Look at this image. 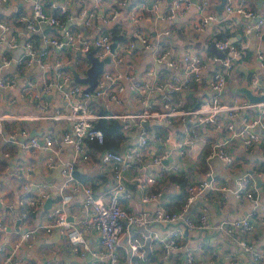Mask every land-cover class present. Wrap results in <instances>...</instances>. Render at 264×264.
Listing matches in <instances>:
<instances>
[{"label":"built area","instance_id":"built-area-1","mask_svg":"<svg viewBox=\"0 0 264 264\" xmlns=\"http://www.w3.org/2000/svg\"><path fill=\"white\" fill-rule=\"evenodd\" d=\"M7 1L0 0V45L9 52H0V73L7 68H13L16 73L34 66L43 71L51 69L49 75H44L40 81H29L24 94L35 101L37 120L62 123V129L41 136L31 135L24 128L5 131L4 123L16 117L0 112V155L10 161L16 151L18 156L13 164V175L17 180L15 190L19 193L13 201L0 197V264H37L26 262L17 256V252L40 232L62 234L70 252L82 264H220L213 263L214 257H218L213 251L207 252L206 248L212 228L208 211L202 206L198 211L194 209L197 202L206 200L209 191L220 193L222 199L231 194L252 205L253 213L223 222L217 231L229 238L238 251L250 257L251 263L248 264H264V248L254 249L245 239L254 231L253 218L259 205V194H264V189H257L252 184V172L236 174L231 189L218 186L211 167L217 160L226 169L232 168L233 158L228 150L232 143H237L244 152L250 153L256 147H262L264 151V136L260 135L264 132V100L246 102L235 98L226 103L221 99L226 76L245 55L246 45L227 38L218 39L214 41V47L219 54L204 59L188 50L176 54L170 46L151 43L137 23L130 34L107 29L110 23L119 19L130 0H118L100 15L99 28L95 25L98 19L95 9L81 7L77 18L87 29L95 30L90 37L82 31L70 30L60 18L65 19L68 14L67 1H52L46 8L45 0H28L29 12L8 21L22 24L28 34L25 44L20 45L12 33L14 30L1 15ZM213 1L202 0V4L209 5ZM190 6L189 0H172L161 19L172 23ZM224 13L247 19L246 35H262L264 16L243 3L234 6L226 1ZM214 18L209 14L196 26L204 27ZM40 25L55 27L62 35L43 34L44 48L37 50L31 36ZM63 46L69 56L76 53L89 55L90 63L93 59L102 62L109 57V62L112 61L116 68L122 66L124 71L102 68L94 88L88 90L84 83L88 69L78 82L65 70L62 62L53 65L47 62L48 52L64 49ZM137 46L152 54L156 66L176 71L167 83L157 87L149 85L150 77L162 74L153 67L147 68L141 77H134L131 55ZM18 48H22V54L12 57L11 53ZM254 60L264 70V51H256ZM192 84L204 86L212 97L196 107L186 108L182 95L191 89ZM16 86L14 77L0 75V89ZM250 86L259 90L257 79H252ZM126 89L135 94L137 103L142 106L140 112L121 114L112 110L122 104ZM155 90L162 92L158 105L150 99ZM52 91L58 93L62 101L57 107L44 99V95ZM98 109H103L105 114L101 115ZM101 118L121 121L126 131L136 130L135 141L123 143L120 152L104 148L105 136L94 125ZM173 120L189 123L186 137L177 144L179 149L194 144L199 126H208L223 136L208 147L204 156L207 169L199 181L186 185L180 206H169L157 188L168 172L177 170L174 166L162 165L168 153L149 158L141 156L150 144V133L144 123L172 124ZM235 120H238L236 125ZM91 145L95 147L94 152ZM94 160L111 179V184L101 193L75 175L77 168L90 165ZM42 170L43 176L48 174L49 177L40 181L37 174L40 175ZM55 172L60 174L58 180L53 179ZM127 183L134 185V191L138 193L137 203H132L134 191L127 188ZM152 186L156 189L148 190ZM124 202L129 204L124 205ZM151 204L153 208H150ZM44 205L49 208L40 220ZM260 219L264 225V214ZM89 240H93V244L90 245ZM51 253L56 254V249H51ZM224 260L227 264H240L233 254H226Z\"/></svg>","mask_w":264,"mask_h":264},{"label":"crops","instance_id":"crops-1","mask_svg":"<svg viewBox=\"0 0 264 264\" xmlns=\"http://www.w3.org/2000/svg\"><path fill=\"white\" fill-rule=\"evenodd\" d=\"M47 3L52 1L61 2L63 0H45ZM68 2V14L65 17V25L72 31H82L87 37L95 32L93 28L87 29L85 25L77 18V12L82 7L85 9H95L98 19L95 21L96 28L100 27L99 17L104 14L110 7L114 6L118 0H65ZM230 1L234 6L243 3L258 14L264 16V0H226ZM191 6L184 10L183 14H178L172 23H167L161 19V15L170 7L172 0H130L128 7L122 12L119 19L110 23L106 28L112 31H122L124 33H132L137 27L146 35L151 43L158 46H170L173 53L179 54L184 50H188L201 58H206L210 55H218L219 52L214 47V41L218 39L227 38L246 45L245 55L238 60L233 71L226 76L225 89L222 92L221 99L223 102L230 103L233 99H239L246 102H257L260 97H264V70L261 69L255 62L254 56L256 51H264V29L261 36L250 33H244V26L247 19L237 16H227L224 13V6L220 8V0H214L209 5H203L202 0H189ZM29 12L28 0H8L1 9L3 19L9 21L13 17ZM213 15L215 18L209 21L204 27L198 28V22L207 15ZM9 23V22H8ZM14 30L12 33L18 40L20 45L25 44L27 33L23 25L19 23H9ZM164 31H168L164 34ZM43 34H52L61 36V30L55 27L40 25L39 30L32 35V41L37 50L43 49L44 45L41 42ZM124 41V40H123ZM1 53H9L4 46L0 45ZM22 54V48H18L13 53L12 57H18ZM134 77H141L144 71L153 67L162 74L150 77L149 85L157 87L161 83H167L172 75L176 73L175 70L168 69L163 66H156L153 64L152 54L142 51L140 46H137L131 55ZM47 62L54 64L55 62H62L65 70L72 73L73 79L80 82L86 74V70L91 67L89 55L76 53V55L69 56L67 49L52 50L48 52ZM103 69L108 71L120 70L124 71L123 67L113 65L112 61L104 64ZM211 70V69H210ZM51 69L43 71L37 66L28 70H23L21 73H16L12 68H7L0 73L1 76H12L16 79L17 86L13 89H0V112L6 116L16 117L10 122L4 123L5 131H18L22 128L29 130V133L34 136H41L45 133L55 134L56 131L62 129V123L53 122L50 120H37V111L35 109V101L30 100L28 95L24 94V88L29 81H40L44 75H49ZM257 79L259 90L252 89V79ZM126 86V83H124ZM212 93L204 86H196L192 84L191 89L182 95L183 106L186 108L196 107L200 102L209 100ZM44 99L52 106L57 107L62 104L58 93L52 91L44 95ZM156 105L161 103L162 92L155 90L151 97ZM260 101V100H259ZM114 112L121 114L137 113L142 110V106L137 103L135 94L129 92L127 89L122 95V104L112 109ZM245 112V111H243ZM250 113V111H249ZM253 113V111H251ZM20 117V118H19ZM25 117V118H21ZM235 125L238 120H235ZM123 128V123L120 122ZM189 123L182 124L178 120H173L172 124L166 122L155 121L144 125L148 128L150 133V144L147 149L141 153L142 157H151L163 152H167V159L162 161L165 167L174 166L176 171H170L166 174L164 180L157 185L158 190L162 192V199L169 205L173 206L171 200L173 196L181 194L180 184L170 182L169 176L177 175L183 177L186 184L199 181L207 169L204 163L205 153L210 144L215 140L223 138L222 133L215 132L208 126H199L197 128V135L194 144L191 147H184L179 149L178 142L182 141L188 131ZM156 126V127H154ZM160 130H157V127ZM124 130V129H123ZM126 131V130H124ZM127 137L120 143L119 152L123 149L126 142L135 141V132L126 131ZM134 135V136H132ZM264 136V132H260ZM124 143V144H123ZM2 147V146H0ZM94 152L93 148H91ZM229 153L233 158V166L231 169H226L220 161L212 162V169L215 175V180L218 186H225L229 189L233 187V178L235 175L252 172V184L257 189H264V151L262 147H256L252 152H244L237 143H232L228 147ZM1 151V148H0ZM15 151V150H14ZM14 159L8 161L1 158L0 155V197L5 201H13L19 197V193L15 190L17 180L13 175V164L15 158L18 156L15 151ZM15 165V164H14ZM8 167L7 170H4ZM79 174V180L86 184L92 185L98 192L104 191L110 184L111 179L109 175L102 172L99 168L98 162L94 160L92 164L85 165L76 170ZM37 174V172H36ZM37 174V179L42 181L49 177L48 174L43 176ZM134 174L133 170L130 172ZM52 176V175H51ZM58 177V178H57ZM59 172L53 174V179L58 180ZM82 178L84 180H82ZM127 188L134 191V185L127 183ZM155 187H149L148 190H155ZM259 205L255 210L253 222V233L245 236L247 242L253 245L254 249L264 248V225L260 219L264 214V194H259ZM138 193L133 192L132 203H137ZM124 205L129 204L124 202ZM174 206H177L174 204ZM204 207L208 211L209 223L211 225L210 232L206 241L207 252H215L218 257L213 260V263L227 264L224 260L226 254H233L238 257L237 263L248 264L251 263L250 257L238 251L237 247L230 239L218 232L219 226L226 221L234 218H240L247 213H253L252 205L245 200H237L231 194H228L225 199L216 191H209L206 200H202L195 204L194 209L198 211L200 207ZM43 211L39 215L42 220V214L48 211L49 206L44 205ZM153 208V204L150 205ZM41 210V209H40ZM195 215V214H194ZM41 216V217H40ZM58 235V241L47 244L46 239ZM51 235H46L42 232L36 234L32 239L28 240L26 244L21 246L17 252V256L29 263L37 264H67L65 256H74L65 238L62 234L54 232ZM17 237V236H15ZM93 240H89L90 245ZM51 249H56V254L51 253ZM86 259H89L87 255ZM71 264H82V261L74 257Z\"/></svg>","mask_w":264,"mask_h":264},{"label":"trees","instance_id":"trees-1","mask_svg":"<svg viewBox=\"0 0 264 264\" xmlns=\"http://www.w3.org/2000/svg\"><path fill=\"white\" fill-rule=\"evenodd\" d=\"M60 18L62 20H64V17H60ZM31 39H32V36H31ZM119 39H121V38H119ZM98 112L101 115L105 114V111L103 109H98ZM120 122L121 121H118L115 119H103V118H101V119H98L94 124L95 127L99 128L105 136L106 140H105L104 148L112 150L114 152H119L118 151L119 150L118 143H120L121 141H123L127 137V134L123 130ZM154 127H156V126H154ZM160 127H162V126L157 127V130H160L159 129ZM91 148L95 149V147L93 145H91ZM75 175L77 177H79V174L77 171L75 172ZM82 180H84V179L82 178ZM169 181L171 183L172 182L179 183L180 184V192H181V194L173 196L171 203H169V204H173V205L175 204L177 206H180V204L184 200V196H185L184 190H185L186 185H187L186 181L183 177H179L177 175L169 176Z\"/></svg>","mask_w":264,"mask_h":264},{"label":"water","instance_id":"water-1","mask_svg":"<svg viewBox=\"0 0 264 264\" xmlns=\"http://www.w3.org/2000/svg\"><path fill=\"white\" fill-rule=\"evenodd\" d=\"M220 2H221L220 8H222L226 4V0H220ZM64 47L65 46H63V48ZM108 62H109V57L104 58L102 60V62H99L97 59L92 60V65L89 68V70L87 71V76L84 79V83L88 85V90H92L94 88V86L96 84L97 77L102 70L103 64L108 63ZM259 100L260 101L264 100V97H260ZM147 124L148 123H144V125H147ZM132 136H134V135H132ZM184 233H186V231Z\"/></svg>","mask_w":264,"mask_h":264},{"label":"rangeland","instance_id":"rangeland-1","mask_svg":"<svg viewBox=\"0 0 264 264\" xmlns=\"http://www.w3.org/2000/svg\"><path fill=\"white\" fill-rule=\"evenodd\" d=\"M58 241V235L57 234H53V236H51V237H48L47 239H46V242H47V244H52V243H54V242H57ZM74 257L75 256H65V262L67 263V264H71V262L74 260Z\"/></svg>","mask_w":264,"mask_h":264}]
</instances>
